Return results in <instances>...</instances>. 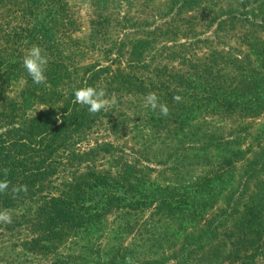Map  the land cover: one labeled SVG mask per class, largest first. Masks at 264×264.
<instances>
[{
    "label": "trees",
    "instance_id": "obj_1",
    "mask_svg": "<svg viewBox=\"0 0 264 264\" xmlns=\"http://www.w3.org/2000/svg\"><path fill=\"white\" fill-rule=\"evenodd\" d=\"M211 2L176 0L172 10L181 17L184 8ZM104 12L92 19L90 43L84 47L73 37L78 21L67 0H0V179L10 182L8 191L0 193V211L8 210L12 217L11 223L0 222V234L17 229V222L27 224L30 239L22 245L28 251L75 243L110 213L149 198L132 153L102 138L131 127L130 115L119 109L129 100L156 93L169 114L160 116L148 107L147 118L155 122L153 128L161 125L170 131L203 112L242 120L264 111V0L216 10L211 21L216 28L207 40L210 52L203 55L192 49L200 41L161 43V34L173 33L169 25L143 37L114 38L113 22ZM237 23L245 31L238 36L239 46L219 47L222 34L232 38L228 25ZM32 45L48 57L44 84H34L22 67ZM88 54L98 57L79 59ZM13 81L25 83L15 97L10 95ZM88 86L103 88L115 103L95 115L73 104L75 90ZM174 96L182 100L176 102ZM195 130L200 132L189 134L196 144L189 147L202 150L209 161L187 194L210 195L220 187L226 206L206 231L208 240L226 237V262H255L264 253V143L250 142L248 125L237 126L228 136ZM239 166L243 174L235 179ZM17 185H26L27 192L14 193ZM103 190L95 203L94 193ZM166 191L163 203L174 198L169 196L173 191ZM124 251H105L96 263L72 253L36 264H127Z\"/></svg>",
    "mask_w": 264,
    "mask_h": 264
},
{
    "label": "rangeland",
    "instance_id": "obj_2",
    "mask_svg": "<svg viewBox=\"0 0 264 264\" xmlns=\"http://www.w3.org/2000/svg\"><path fill=\"white\" fill-rule=\"evenodd\" d=\"M175 1L67 0L78 21L73 37L82 46H87L90 43L91 21L104 9L105 15L113 22L111 31L114 38L143 37L160 25H169L168 31L173 33L161 34V43L167 41L171 45L187 42L191 45L200 41L199 46L192 49L203 55L210 52L207 40L213 37L216 28L211 25L214 12L217 10L221 13L231 6L236 8L243 2L214 0L201 7L184 8L180 17L176 14V8L172 12ZM229 29L232 31V38L222 34L220 41L224 44L219 47L229 49L231 46H239L237 39L245 33L244 26L237 23L235 27L228 25L227 30ZM97 57V54H88L86 58L80 56L79 59L88 62ZM24 88L23 81H13L10 95L15 97ZM119 109L130 115L131 127L117 136L102 138L105 137L132 153V159L138 161L144 175V189L149 198L142 204L137 203L133 207L129 205L123 210L110 213L102 223L80 234L75 243L58 242L38 252L24 249L22 244L30 239V230L27 229V224L23 227L19 224L21 222H17L14 224L17 229L0 234V264H36L72 253H82L96 263L105 251L113 249H125L124 253L127 257H132L134 264H234L225 261L229 249L224 241L226 237L221 235L210 243L209 234H206L209 228H213L214 222L218 220L217 215L226 206L221 188L218 187L210 195L187 194L196 175L207 171L202 164L209 161L208 155L205 156L202 150L189 147L196 144L189 133L200 132L195 129H202L204 132L213 131L228 136L237 126L248 125L251 129L250 142L254 145L264 143V134L260 133L264 131V111L261 116L242 120H223L213 113L203 112L199 117L193 115L190 120L176 126V131H170L161 125L153 128L155 122L147 118L150 114L142 97L129 100L128 104ZM156 132L157 134H153ZM90 140L94 141V138ZM184 143L188 146L183 149ZM246 145L247 143L242 149L246 150ZM82 147L84 149L86 144ZM105 165L109 167L111 161L105 162ZM242 174L243 168L240 167L235 179ZM165 189L173 191L169 192V196L174 198L163 203L162 199L167 196ZM103 192L104 190L94 193L95 203L101 200ZM22 210L17 213L21 214ZM222 230L220 228L219 232L224 233ZM248 264H264V253L259 254L255 262Z\"/></svg>",
    "mask_w": 264,
    "mask_h": 264
},
{
    "label": "clouds",
    "instance_id": "obj_3",
    "mask_svg": "<svg viewBox=\"0 0 264 264\" xmlns=\"http://www.w3.org/2000/svg\"><path fill=\"white\" fill-rule=\"evenodd\" d=\"M27 43V42H26ZM48 65V57L44 50L38 45H32L27 49L26 54L22 60V67L31 78L34 84L40 85L46 83V70ZM107 93L103 88L95 87H82L76 89L74 92L73 104H78L87 108L88 112L92 115L98 114L101 111H106L111 104L115 103L113 99L110 101ZM176 102L182 100L181 96H174ZM145 107H149L153 112L158 113L160 116H167L169 108L166 104L160 103L158 96L154 92L148 93L144 97ZM59 120L60 117H57ZM62 122V121H61ZM7 176V170H4ZM10 187V182L5 179H0V193H5ZM13 192L19 194L20 192H27L26 185L13 186ZM12 217L8 210L0 211V222L11 223ZM127 264H134L132 257H126Z\"/></svg>",
    "mask_w": 264,
    "mask_h": 264
}]
</instances>
